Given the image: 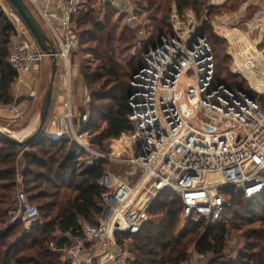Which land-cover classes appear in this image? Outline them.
<instances>
[{"label":"built area","instance_id":"built-area-1","mask_svg":"<svg viewBox=\"0 0 264 264\" xmlns=\"http://www.w3.org/2000/svg\"><path fill=\"white\" fill-rule=\"evenodd\" d=\"M25 1L48 27L66 81L62 111L49 118L46 127L53 129L55 138L77 143L88 155L87 166L115 162L133 167L132 175H137L135 182L128 183L109 170L104 172L99 182L105 190L101 222L97 226L83 223L85 239L58 250L68 264H129L128 236L139 234L152 222L150 210L166 189L180 196L185 226L202 219L218 222L227 204L226 190L234 188L247 199L264 192V108L246 91L216 82L215 55L204 31L212 22L217 32L224 34L231 44V72L243 77L253 93L264 96V51L257 48L264 37V15L242 16L254 0L244 4L239 13L221 15L214 21L209 10L198 17L192 10L181 14L173 7L169 31L162 34L155 33L158 24L152 19L129 17L137 29L129 58L142 64L132 78L129 97V120L135 132L123 135L118 153L110 154L94 148L90 137L81 132L80 122L76 124V69L71 55L79 47L77 16L87 0H59L52 12L40 5L50 0ZM103 1L121 7V0ZM227 2L209 0L207 7H222ZM129 8L128 3L126 11ZM14 17L16 21H11L22 29L11 41L8 63L21 78L50 57L40 50L17 12ZM251 36L259 40L255 46ZM187 79L192 83L187 84ZM90 102L85 86L84 107ZM83 121L86 123L87 117ZM11 213L13 223L40 224L39 209L23 191H18Z\"/></svg>","mask_w":264,"mask_h":264},{"label":"trees","instance_id":"trees-1","mask_svg":"<svg viewBox=\"0 0 264 264\" xmlns=\"http://www.w3.org/2000/svg\"><path fill=\"white\" fill-rule=\"evenodd\" d=\"M241 1L228 0L221 9L211 7L208 15L221 14L225 10L233 13ZM133 2L149 8L151 19L158 24L155 32L162 34L169 31L174 5L181 14L192 10L202 17L208 10L209 0ZM119 14L120 9L112 1L87 0L76 22L79 47H86L97 62L95 67L86 65L83 68L91 102L80 110L81 132L87 134L92 146L102 152L106 142L135 132V126L129 120V97L132 78L142 64L132 60L121 65L117 58L128 54L137 38V29L132 26L119 33ZM209 28V24L205 25L204 31L215 55L216 82L226 84L232 90L246 91L264 108V96L253 93L243 77L230 72V58L221 46L223 41ZM16 36L15 25L0 7V105L4 106L14 103L12 89L18 80L8 63L10 44ZM87 156L69 138L41 135L29 146L19 147L0 136V264H68L58 259L61 256L58 250L84 240L82 221L97 226L96 218L102 217L104 210L105 190L99 182L109 164L99 161L87 166ZM17 178L24 181L22 190L33 205L37 204L40 217L43 213V227L33 226L31 231L24 232L19 230L23 222L18 221L1 228L9 219L18 193ZM47 187L53 191L48 192ZM223 195L227 204L218 222L190 221L177 236L175 232L182 221L183 203L176 192L169 189L161 192L150 213L163 215L164 223L160 226L148 223L139 234L128 236L134 255L129 264H182L189 260L187 245L190 243L195 245L198 255H222L234 231L240 232L244 248L237 259L228 264H264V192L247 199L243 193L231 188ZM57 234L61 235L60 239ZM119 240L122 244L123 239ZM52 247L57 251H52Z\"/></svg>","mask_w":264,"mask_h":264},{"label":"rangeland","instance_id":"rangeland-1","mask_svg":"<svg viewBox=\"0 0 264 264\" xmlns=\"http://www.w3.org/2000/svg\"><path fill=\"white\" fill-rule=\"evenodd\" d=\"M98 3H100V0H97ZM249 0H242L240 3V6L238 7L237 10H235L233 13H228L226 12V10L221 13V14H215L213 15L211 12V16L210 19L211 21H214L217 19V17L221 16V15H228V14H234V13H239L244 4L248 3ZM130 8L128 9V11H126L125 9L120 10V14L118 17L119 20V33H121L127 26H132L133 24H130L128 19L130 16H135L137 17L138 21H145L146 19H151V15L148 12V7L146 5H140L137 6L135 5V3L133 2V0L130 1ZM96 6H99L98 4ZM0 7L2 8V10L6 13V15L8 16V18L11 20L13 19L14 21H16L15 17H14V13L16 14L15 10L12 8V6L9 4V2L7 0H0ZM122 7V6H121ZM121 7H119L118 9H120ZM173 7H176L175 5ZM221 9L220 7H214V9ZM86 10V9H85ZM209 10V9H208ZM257 12H263L264 15V0H254V4H252V6H249V8L243 13V17L246 15L249 17L254 16ZM216 13V12H214ZM246 18V17H245ZM156 25V23H155ZM209 29H211V32L213 34L216 35L217 38L221 39L224 45H221L225 48V53L228 55V57L230 58V72H231V68H232V64H233V58L232 56H230V52H232L231 50V44L229 43V41L227 40V38H225V36H223L224 34H220L219 30L217 32V30L215 29V26L213 25V23L211 22L209 24ZM157 30V28H156ZM156 33V32H155ZM255 34H258L257 32H255ZM206 35V34H205ZM208 35V34H207ZM223 37H222V36ZM207 37V36H206ZM251 44H253V46H255L256 41H259L257 39V37L251 36V38H249ZM136 43V42H135ZM258 47V51L262 52L264 51V37L261 38L260 43L257 45ZM133 48V47H132ZM213 48V47H212ZM214 52V51H213ZM75 58L78 60L76 62L75 65V69L79 70V75L81 76V81L83 82V84L86 86L85 81H84V76H83V68L86 65H91L93 67H95L97 65V62L94 61L93 56H91L88 52H87V48L86 47H78L74 52H73V59L75 60ZM119 59V62L121 63V65H125L127 62L132 61L129 58V53L128 54H123L117 57ZM39 71H34V75L35 79H36V84L35 85H39L38 87L43 90L42 92L45 93L49 87L50 84V79H51V74H52V61L50 58H47L44 60V62L39 66ZM44 71H46V74H43V78L41 77V73H44ZM232 73V72H231ZM233 74V73H232ZM40 76V77H39ZM38 77V78H37ZM57 78V77H56ZM38 83V84H37ZM187 84L192 83L191 79H187L186 80ZM82 109V108H81ZM81 113V111H80ZM79 115V114H78ZM6 125V124H4ZM6 130H8L9 132H12V127L8 128L6 127ZM7 135H11V133L8 132H4ZM84 137V135H83ZM123 137V136H122ZM119 140H112V141H108L105 143L104 147H105V151L106 153L110 154L112 153V151L118 153V149H120L122 147L121 145V139ZM124 141H128L130 142L129 139L124 138ZM109 166L107 168V170H109L111 173H113L117 178L126 181L128 183H132L135 182V180L137 179V175L133 176V167L130 166H122V164H117L115 162H108ZM19 181L17 190L18 191H23V180L17 178V182ZM46 190L48 192H52V188L47 187ZM43 203V202H41ZM35 206H37L36 203H34ZM42 216L40 217L39 221L40 224H34L33 226H38L41 225V227H43V223L45 221L43 213L41 214ZM152 224L155 226H160L164 223V216L160 215V214H152ZM12 218H13V213H9V219L6 222V224L4 226H2L1 228H5L7 225L10 224H14L12 222ZM96 222L97 225L100 224L101 222V217L96 218ZM42 222V223H41ZM16 223V222H15ZM83 223H88L86 221H82ZM24 225H22V227H20V231L23 230L24 232H28L32 230L33 226L30 225H26L25 223H23ZM90 225H92L91 223H88ZM185 228L184 223L180 220L177 229H176V235L179 236V234H181L183 232ZM40 231V230H37ZM241 234L238 231H234L233 236L231 238V241L229 242L227 248L225 249L224 253L222 255H219L217 253L214 254H209L206 256H201L198 255L195 252V245L190 243L189 245H187V253L189 254V260H192L193 262H195V264H228L229 261L231 260H236L239 252L244 248V241L240 238ZM58 239L61 238L60 234H57ZM56 237V238H57ZM16 238H13V241H15ZM15 243V242H14ZM126 246L128 251L130 252V256H131V261L134 260V255L132 254V246L130 245L131 241L126 242ZM17 244V243H16ZM88 245H90V243H88ZM89 248H93L91 246H89ZM52 251L56 252L57 250L54 249L53 247L51 248ZM60 254V253H59ZM61 255V254H60ZM223 256V258H222ZM60 258V261L62 263L63 262V257L62 255L58 257V259ZM59 261V260H58Z\"/></svg>","mask_w":264,"mask_h":264},{"label":"crops","instance_id":"crops-1","mask_svg":"<svg viewBox=\"0 0 264 264\" xmlns=\"http://www.w3.org/2000/svg\"><path fill=\"white\" fill-rule=\"evenodd\" d=\"M130 1L131 0H129L126 3L125 0H121L120 1L121 3L119 2L120 3L119 5L123 6L126 10L128 3L130 4ZM100 2L105 3L103 0H100ZM58 4H59V0H50L48 4L44 2L40 3L41 7L49 12L56 11L58 8ZM34 13L36 14V17L39 16L37 15L38 14L37 12ZM41 24L45 29V31L48 33V27L43 22H41ZM14 25L17 29L18 34H21L22 27L15 23ZM56 25L58 27H61L60 22H56ZM71 60L73 64L76 65V62L78 60L76 58L75 60L73 59V53L71 55ZM39 70H40L39 66L33 67V69L27 72L24 76H22L21 78L18 77V80L16 81L12 89V96L14 99V103L8 106L0 105V130L3 132L5 131L9 132L8 130H6V127L8 128L12 127L13 130L10 133L18 134L19 137L17 139L20 141L26 140L30 136L34 135L39 129L41 124V110L47 91L43 93L42 92L43 90H41L38 87L39 85H35L36 75H34L33 72ZM43 74L45 75L46 71H44V73H41L42 78L44 77ZM56 77L57 78L55 80V85L53 90V100L49 113V118H51L54 114H57L58 112L62 111L61 105L65 100L66 81L63 78V69L61 68V65H59L58 67ZM80 77L81 76L79 75V70H76V76L74 78V86H73V91L76 96L74 102L75 113L77 114L76 124L81 122L82 117L80 114V110L81 108L84 107L83 93H84L85 85L81 81ZM12 109L14 110L13 112H11ZM54 135L55 134L53 129L47 128L45 126L44 136L55 138ZM63 262L67 263L64 258H63Z\"/></svg>","mask_w":264,"mask_h":264},{"label":"water","instance_id":"water-1","mask_svg":"<svg viewBox=\"0 0 264 264\" xmlns=\"http://www.w3.org/2000/svg\"><path fill=\"white\" fill-rule=\"evenodd\" d=\"M7 1L12 6V8L17 12L18 16L21 18V20L27 27L28 31L36 41L40 50L50 57L53 66L50 84L47 89L42 105L41 124L37 132L34 135L30 136L28 139L20 141L17 138L11 135H7L6 133L0 130V136L5 138L9 143L17 145L19 147H27L35 140H37L41 135H44V128L49 118V113L53 100V90H54L56 75L58 71V59L56 58V48L54 46L53 41L48 36L42 24L34 15L33 11L26 3V1L25 0H7Z\"/></svg>","mask_w":264,"mask_h":264},{"label":"bare ground","instance_id":"bare-ground-1","mask_svg":"<svg viewBox=\"0 0 264 264\" xmlns=\"http://www.w3.org/2000/svg\"><path fill=\"white\" fill-rule=\"evenodd\" d=\"M7 132V131H6ZM29 132V131H28ZM8 133H10V132H8ZM11 136H13V137H15V138H18L19 137V135L18 134H15V133H11ZM21 138H23V137H21ZM124 138H126V137H124ZM131 141V140H130Z\"/></svg>","mask_w":264,"mask_h":264}]
</instances>
